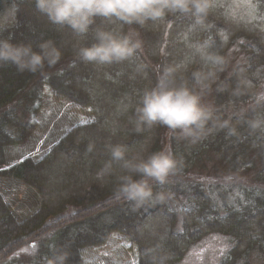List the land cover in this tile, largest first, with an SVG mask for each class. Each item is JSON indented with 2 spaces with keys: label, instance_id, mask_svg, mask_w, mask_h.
Masks as SVG:
<instances>
[{
  "label": "trees",
  "instance_id": "obj_1",
  "mask_svg": "<svg viewBox=\"0 0 264 264\" xmlns=\"http://www.w3.org/2000/svg\"><path fill=\"white\" fill-rule=\"evenodd\" d=\"M18 2L20 11L14 14L13 0H0V35L34 44L51 38L63 57L55 67L35 74L0 66V179L15 178L39 193L38 209L20 216L0 182V264H46L57 249L70 252L68 264H88L87 251L105 247L114 232L137 248V264H155L161 254L164 264H179L213 233L231 243L219 264H253V258L264 259V166L257 167L258 162L264 164V133H251L243 122L264 111V102L239 116L230 117L225 111L230 104L239 107L254 98L264 76V0H214L203 25L183 14L149 21L144 27L104 22L103 26L125 33L136 28L145 45L128 61L112 65L86 63L78 57V48L93 42L92 32L78 37L69 28L49 22L34 0ZM238 40L248 61L227 77L226 53ZM201 48L223 56L226 64L204 59ZM169 64L179 67L178 83L191 85L212 73L213 104L222 119L239 128V134L229 136L227 129L213 128L202 140L203 149L191 156L172 143L169 149L186 159L169 184L163 189L157 186L169 193L168 199L136 207L115 192L119 170L103 178H98V172L109 159L111 144L123 143L130 153L145 155L170 145L165 127L137 135L131 124L139 96L154 86L159 72ZM46 85L54 97L86 112L88 118L71 126L41 155L11 165L8 149L24 144L39 128ZM204 149L217 154L231 171H255L256 184L236 188L219 184L211 189L195 180L191 164L199 161ZM119 204L126 211L116 213L103 227L95 224ZM87 221L93 222L90 229ZM26 249H31L32 257L24 260Z\"/></svg>",
  "mask_w": 264,
  "mask_h": 264
},
{
  "label": "clouds",
  "instance_id": "obj_2",
  "mask_svg": "<svg viewBox=\"0 0 264 264\" xmlns=\"http://www.w3.org/2000/svg\"><path fill=\"white\" fill-rule=\"evenodd\" d=\"M35 7L49 22L60 28H69L78 37L93 33V42L80 46L78 57L86 63L112 65L128 61L143 46L136 31H118L103 26L104 22H122L125 25L144 27L149 21L161 20L169 15H191L203 25L214 7V0H34ZM11 11L18 14L20 5L13 0ZM101 23L98 24L97 21ZM201 56L223 66V56L209 54L199 49ZM63 51L55 40L48 38L34 44L31 41L13 42L10 36L0 35V66H13L18 72L38 73L46 67H55ZM139 68V66H138ZM179 67L165 65L159 72L154 86L139 96L131 120L132 131L141 135L156 127H165L178 139L196 143L213 128L227 129L229 136L239 134V128L230 120L222 119L218 109L205 101L211 90L212 73L199 77L195 83L177 82ZM264 102V94L257 103ZM251 133H264V111H258L243 121ZM109 159L98 172V178L113 175L117 170L115 192L134 203H162L169 193L157 186L170 183L184 166L183 157L171 149L163 148L147 155L130 153L123 143L108 146ZM70 252L57 249L46 264H68ZM161 254L155 264H164Z\"/></svg>",
  "mask_w": 264,
  "mask_h": 264
},
{
  "label": "rangeland",
  "instance_id": "obj_3",
  "mask_svg": "<svg viewBox=\"0 0 264 264\" xmlns=\"http://www.w3.org/2000/svg\"><path fill=\"white\" fill-rule=\"evenodd\" d=\"M130 30L139 33L134 27H130ZM139 38L143 41L140 33ZM141 50H145L144 41ZM247 57L248 54L242 47L240 40L231 45L226 53L227 77H232L238 64L247 63ZM261 94H264V76L260 77L259 87L254 98L239 107L236 103L230 104L225 109L226 113L230 117L245 114L257 104V97ZM44 95L45 97L38 113L39 128L24 144L12 146L8 149V155L12 162L11 165L18 163L27 156L41 155L47 148L57 142L71 126L88 118L86 112L75 109L64 99L54 97L49 85L45 86ZM212 96L210 90L209 94L205 97V101L213 104ZM165 134L168 144H170L167 148L172 143L177 142V146L182 148L188 156L203 149V138L196 143H191L185 139H178L176 135L170 133L166 128ZM209 135H211V131L205 137ZM186 155L183 156L184 159H186ZM190 159L192 163L193 158L190 157ZM191 166L193 178L204 183L206 187H211V189L219 184L232 185L233 188H236L237 184H256L253 173L255 171L252 169L248 171L242 170L241 172L231 171L229 166L225 162H222L217 154L207 149L201 152L199 161L192 163ZM263 166V163L258 162V169ZM5 180L0 179L1 184L3 183L2 192L18 215L24 216L26 213L38 209L39 193L36 189L15 178ZM261 187L264 188L262 185ZM234 191L237 193V189H234ZM235 193L231 191V196L234 197ZM128 205L130 204L128 203ZM126 209V206L119 204L111 211L104 213L102 217L94 220L95 224L103 227V224L111 222L117 216L116 213L119 214L120 211H126ZM91 223L89 221L86 222L88 229L92 227ZM78 228L79 225L75 230H78ZM230 245L229 239L224 235L217 233L210 234L197 243L179 264H219L229 250ZM22 254L24 260L32 257L31 249H26ZM137 257V248L131 246L122 235L116 232L110 236L109 242L105 247L91 248L86 253L88 264H137ZM253 264H264V259L257 260L253 258Z\"/></svg>",
  "mask_w": 264,
  "mask_h": 264
}]
</instances>
